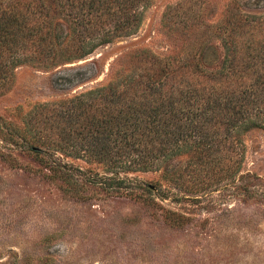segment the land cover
Listing matches in <instances>:
<instances>
[{
	"label": "rangeland",
	"instance_id": "obj_1",
	"mask_svg": "<svg viewBox=\"0 0 264 264\" xmlns=\"http://www.w3.org/2000/svg\"><path fill=\"white\" fill-rule=\"evenodd\" d=\"M31 2L0 0V264H264L263 130L243 136L229 173L196 170L183 155L157 171L114 174L54 143L84 89L144 73L156 58L219 65L231 47L226 21L247 36L257 23L246 10L264 18V0H151L136 35L67 66L93 71L98 60L95 76L72 86L55 83L64 68L45 69L29 34L3 25Z\"/></svg>",
	"mask_w": 264,
	"mask_h": 264
},
{
	"label": "trees",
	"instance_id": "obj_2",
	"mask_svg": "<svg viewBox=\"0 0 264 264\" xmlns=\"http://www.w3.org/2000/svg\"><path fill=\"white\" fill-rule=\"evenodd\" d=\"M150 2L32 0L26 13L16 12L11 15L15 21L6 18L3 25L10 29L14 23V32L29 34L45 69L64 68L55 74V83L72 86L94 77L98 60L88 65L93 71L67 66L136 35ZM246 11L257 23L246 31L250 40L238 38L241 23L238 28L228 19L232 48L219 65L156 58L146 62L144 73L142 66L121 80L84 89L66 111L71 128L54 143L65 155L93 159L114 174L157 171L183 155L194 159L196 170L231 172L243 153V136L264 131V18ZM65 26L67 32L60 35ZM46 164L52 171L61 166L48 156Z\"/></svg>",
	"mask_w": 264,
	"mask_h": 264
}]
</instances>
